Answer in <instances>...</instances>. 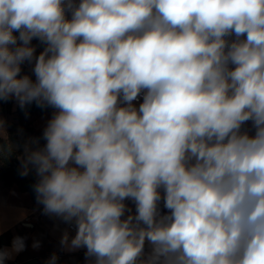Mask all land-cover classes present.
Returning <instances> with one entry per match:
<instances>
[{"label":"clouds","instance_id":"1","mask_svg":"<svg viewBox=\"0 0 264 264\" xmlns=\"http://www.w3.org/2000/svg\"><path fill=\"white\" fill-rule=\"evenodd\" d=\"M11 98L56 110L21 175L34 168L44 214L74 225L66 250L264 264V0H0ZM24 249L15 237L0 264Z\"/></svg>","mask_w":264,"mask_h":264},{"label":"crops","instance_id":"2","mask_svg":"<svg viewBox=\"0 0 264 264\" xmlns=\"http://www.w3.org/2000/svg\"><path fill=\"white\" fill-rule=\"evenodd\" d=\"M16 32L13 34L15 35ZM26 66V67H25ZM33 63H23L20 75H29L35 81L32 71ZM12 103L14 112L20 111L18 101L15 98L9 99ZM30 104L25 105L27 108ZM138 108L139 104H135ZM55 109L45 113H38L32 120L31 127L36 134L43 135L48 121L52 118ZM252 133L249 122L246 126ZM1 139V138H0ZM7 169V170H6ZM6 169L1 165L0 169V249H11L12 241L19 236L25 240V249L19 253H13L11 258L4 264H48L53 254L57 259L55 264H88L87 260L81 255L86 249L68 251L61 245V238L65 231H68L69 238L75 235L74 225H68L59 218L44 214L43 205L37 203L36 193L26 190L20 182L9 178V167ZM36 184V179L28 178ZM125 203L135 212V205L132 201ZM71 227H74L72 230ZM38 243L39 247H33Z\"/></svg>","mask_w":264,"mask_h":264},{"label":"rangeland","instance_id":"3","mask_svg":"<svg viewBox=\"0 0 264 264\" xmlns=\"http://www.w3.org/2000/svg\"><path fill=\"white\" fill-rule=\"evenodd\" d=\"M15 35L19 36V33L16 32ZM31 43L36 47L35 54L38 56L43 51L44 45L38 39H33ZM23 74L26 75V72ZM34 104L36 103H31L27 107L29 109L22 108L20 111L14 112L10 100L0 101V121L3 122L0 138L5 142L0 145V169L1 165L5 169L8 166L9 175H14L19 170L22 171V159L26 157V150H35L38 147H43L46 143L43 135L36 134L31 127L32 120L39 113L37 110L30 109ZM37 140L38 144L34 142ZM27 177L36 179V183L38 181L34 168Z\"/></svg>","mask_w":264,"mask_h":264},{"label":"trees","instance_id":"4","mask_svg":"<svg viewBox=\"0 0 264 264\" xmlns=\"http://www.w3.org/2000/svg\"><path fill=\"white\" fill-rule=\"evenodd\" d=\"M27 107H29V106H27ZM30 109L31 110H37L40 113H45V112H47V111H49V110H51L53 108H51V107L41 108V107H38L36 104H34V105L31 106ZM1 144H5L4 140H2V139H0V145ZM9 178L10 179L17 180L18 182H20L22 184V186L26 190H30L35 195V191H34V185H35V183L32 180H28L25 176H22L21 175V170H19L18 172H16V174H14V175H9Z\"/></svg>","mask_w":264,"mask_h":264},{"label":"built area","instance_id":"5","mask_svg":"<svg viewBox=\"0 0 264 264\" xmlns=\"http://www.w3.org/2000/svg\"><path fill=\"white\" fill-rule=\"evenodd\" d=\"M140 103H142V97L140 98V99H138L137 101H134V104H140ZM161 209H162V211H164V212H166L167 210L166 209H163V202H161ZM72 228V230H74V227H71ZM148 250V245L146 244V251ZM86 251V250H85ZM85 251H83L82 253H81V255L84 257V259H86V257H85Z\"/></svg>","mask_w":264,"mask_h":264},{"label":"water","instance_id":"6","mask_svg":"<svg viewBox=\"0 0 264 264\" xmlns=\"http://www.w3.org/2000/svg\"><path fill=\"white\" fill-rule=\"evenodd\" d=\"M27 264H36V262L32 261V262H28Z\"/></svg>","mask_w":264,"mask_h":264}]
</instances>
